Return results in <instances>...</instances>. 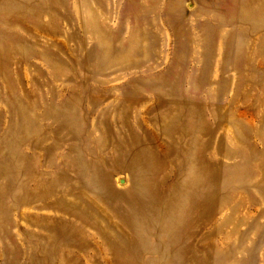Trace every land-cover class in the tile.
<instances>
[{
  "label": "rangeland",
  "instance_id": "374dc122",
  "mask_svg": "<svg viewBox=\"0 0 264 264\" xmlns=\"http://www.w3.org/2000/svg\"><path fill=\"white\" fill-rule=\"evenodd\" d=\"M0 264H264V0H0Z\"/></svg>",
  "mask_w": 264,
  "mask_h": 264
},
{
  "label": "bare ground",
  "instance_id": "6f19581e",
  "mask_svg": "<svg viewBox=\"0 0 264 264\" xmlns=\"http://www.w3.org/2000/svg\"><path fill=\"white\" fill-rule=\"evenodd\" d=\"M150 171H149L148 174H150ZM148 174L145 176V182H147V184L150 182V175H148ZM148 195H149V199L151 200V202L152 201L153 202H158V203L161 202V200H160L161 197L158 196V194L155 192V189H153L152 187H149Z\"/></svg>",
  "mask_w": 264,
  "mask_h": 264
}]
</instances>
